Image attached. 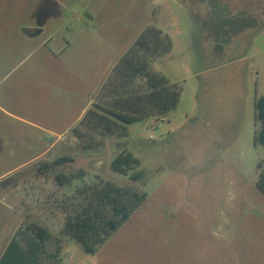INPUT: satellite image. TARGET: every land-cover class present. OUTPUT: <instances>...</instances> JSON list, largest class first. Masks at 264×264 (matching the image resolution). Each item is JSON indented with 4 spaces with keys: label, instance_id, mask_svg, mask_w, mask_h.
Segmentation results:
<instances>
[{
    "label": "rangeland",
    "instance_id": "rangeland-1",
    "mask_svg": "<svg viewBox=\"0 0 264 264\" xmlns=\"http://www.w3.org/2000/svg\"><path fill=\"white\" fill-rule=\"evenodd\" d=\"M148 26L171 40L152 68L182 86L180 104L120 136L78 138L83 108ZM260 96L264 0H0V241L35 221L60 237L61 202L77 186L130 182L111 168L127 149L148 199L95 252L64 236L60 264H264ZM63 155L74 160L40 171Z\"/></svg>",
    "mask_w": 264,
    "mask_h": 264
},
{
    "label": "trees",
    "instance_id": "trees-1",
    "mask_svg": "<svg viewBox=\"0 0 264 264\" xmlns=\"http://www.w3.org/2000/svg\"><path fill=\"white\" fill-rule=\"evenodd\" d=\"M170 48L171 40L161 28H144L115 64L102 87L103 95L97 96L82 120L73 128L75 135L88 138L92 144L97 142L95 135L103 139L120 136L126 131V123L140 122L150 117L160 118L175 109L182 99V86L152 68L153 60ZM256 108L260 128L255 142L264 147V96L258 98ZM73 160L70 155H63L50 164L45 163L40 171L49 168L55 170L58 165ZM141 166L142 160L132 151H120L113 158L111 168L129 175V183L101 180L77 186L75 193L61 202L65 212L61 236H54L48 226L36 221L26 229L21 226L0 264H40L45 254L60 264L64 236L76 239L87 251L98 250L148 199L149 193L144 188L147 173ZM258 166L261 172L257 185L264 192V160ZM85 175V170L81 169L77 172L60 171L55 177L60 185H66ZM53 238L57 240V250L48 253L47 245Z\"/></svg>",
    "mask_w": 264,
    "mask_h": 264
},
{
    "label": "crops",
    "instance_id": "crops-1",
    "mask_svg": "<svg viewBox=\"0 0 264 264\" xmlns=\"http://www.w3.org/2000/svg\"><path fill=\"white\" fill-rule=\"evenodd\" d=\"M29 32H31V34H36L35 36H29L30 38H34V37H36V36H38V35H41V34L43 33V31H41V32H36V30H32V31H29ZM23 35H27V34H25V33L23 32ZM94 100H95L94 98L90 99L89 103L83 108V110H82L80 116L78 117L77 125H78L79 122L82 120V118H83V116L85 115L86 111L90 108V106H92ZM49 142H50V145H51V147H52V146H53V138H52L51 140H49ZM39 157H40V155L35 156L33 159H31V160H32L31 162H32V163H33V162H36V161L38 160ZM17 174H18V178H19V179H24V178H25V173H24L23 171H19ZM36 222H38V221H36ZM38 223H40V224H42V225H44V226H48V225H46V224H44V223H42V222H40V221H39ZM18 229H19V228H18ZM18 229L16 230V232L18 231ZM15 234H16V233H15ZM15 234H14V235H15ZM14 235H13L12 237H10V238H9L8 240H6V241H0V261H1L3 255H4L5 251H6V249H7L8 245H9V243L11 242L12 238L14 237ZM51 242H52V241H51ZM51 242H49V243L51 244ZM49 243H48V245H47V250L49 249V248H48V247H49ZM48 253H51V252L48 250ZM46 258L49 259V260H52L51 258H48L47 255L45 254V255H42V257H41V259H40V264H43V260L46 259Z\"/></svg>",
    "mask_w": 264,
    "mask_h": 264
},
{
    "label": "water",
    "instance_id": "water-1",
    "mask_svg": "<svg viewBox=\"0 0 264 264\" xmlns=\"http://www.w3.org/2000/svg\"><path fill=\"white\" fill-rule=\"evenodd\" d=\"M36 34H30V36H35Z\"/></svg>",
    "mask_w": 264,
    "mask_h": 264
}]
</instances>
